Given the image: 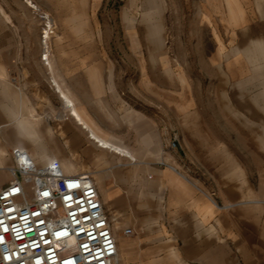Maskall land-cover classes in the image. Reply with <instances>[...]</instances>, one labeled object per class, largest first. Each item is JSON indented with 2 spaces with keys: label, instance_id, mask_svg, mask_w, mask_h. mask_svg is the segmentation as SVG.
<instances>
[{
  "label": "rangeland",
  "instance_id": "rangeland-1",
  "mask_svg": "<svg viewBox=\"0 0 264 264\" xmlns=\"http://www.w3.org/2000/svg\"><path fill=\"white\" fill-rule=\"evenodd\" d=\"M96 1L34 0L38 12L23 0H0V68L7 76L10 72L25 76L29 70L36 79L34 94L30 91L21 98L0 93V147L7 149L5 139L11 140L10 144L16 142L20 133H16L17 121L8 126H3V121L6 112L18 113L13 118L19 119L23 111L19 102L24 101L34 118H42L34 122L52 159L73 158L80 173L89 172L95 179L97 170L101 171L99 147L86 132L89 150L74 145L63 153L56 150L54 144L60 145L59 134L72 118L63 109L53 76L69 87L80 85L79 99L96 121L95 81L99 80L109 91L117 89L130 106L149 113L156 122L152 123L155 130L159 127L165 139L163 162L154 163L151 154L140 156L135 164L130 158H121L128 163L114 170L117 195L113 203L105 200L103 187L95 179L109 214L114 218L116 213L122 223L116 225L114 220L119 245L122 240L149 244L155 237L165 204L158 198V181L167 162L200 182L203 191L214 193L231 215V232L252 240L255 264H264V205L246 204L264 201V108L253 102L264 91V74L257 75L251 68L247 76L230 78L225 68L212 64L208 48L212 40L205 38L201 28L200 0H166L161 12L155 8L152 26H162L163 43H158L151 33L153 27L145 20L144 13L150 8L146 0L136 4L133 0H100L98 5ZM262 12L264 16V7ZM41 13H48L54 23L48 59L41 33L46 21ZM126 15L135 18L134 29ZM77 24L78 32L74 29ZM242 33L241 42L234 47L246 49L252 40L264 39V33L253 28ZM74 58L80 59L79 64L75 65ZM48 61L53 64L52 71ZM246 63L250 68L249 60ZM167 68L172 69V75L166 73ZM94 70L100 71V78H94ZM144 80L149 88L141 83ZM181 105L187 106L185 111ZM50 130L54 132L51 139ZM7 151L6 166H13V149ZM235 162L243 169L246 184L233 174ZM0 174L5 176L1 190L12 173L5 168ZM129 227L134 233L128 236L124 229ZM194 232L199 234V228Z\"/></svg>",
  "mask_w": 264,
  "mask_h": 264
},
{
  "label": "crops",
  "instance_id": "crops-1",
  "mask_svg": "<svg viewBox=\"0 0 264 264\" xmlns=\"http://www.w3.org/2000/svg\"><path fill=\"white\" fill-rule=\"evenodd\" d=\"M230 1L200 0L201 28L204 29L205 38L212 40V43L211 41L208 43V48H211L209 59L212 64L225 68L230 78L244 77L249 75L251 69V66L248 67L249 63H246L247 58L242 57V67L234 57L228 61L225 58L228 51L226 47L231 49L241 42L242 32L246 29L253 28L258 33H264L262 12L264 0L260 5L258 0H232L233 4L238 3L242 7V15L238 17L240 23H235L229 13ZM100 2L97 0L96 4ZM79 62V58L77 60L74 58L75 65ZM100 75L99 70H94V78H100ZM95 82L97 83L95 84L97 121L79 99L82 93L80 85L76 83L75 88H72L64 81L66 88L76 99L78 108L85 109L92 122L98 126V134L105 139L121 143L124 148H128L138 157L146 153L151 155L157 153V142L159 141L160 148L158 149H161L160 152L163 155L165 139L159 127L155 130L152 123L156 122L151 120L149 113L130 106L129 101L124 100L118 90L112 88L113 86L109 91L100 85L99 80ZM141 83L145 88H149L146 80ZM35 89L36 79L29 70L25 76H14L13 72H10L8 76L0 77V93L19 94L23 98V94L28 95L30 91L34 94ZM15 115L18 113L6 112L5 116L8 117L4 119L3 126L13 124L15 121L18 125V119L13 118ZM17 132H19L18 127ZM59 135L58 145H60L56 146L62 153L68 150L69 145H74L77 149L87 147L88 139L85 131L73 119L71 123L66 124ZM5 141L9 143L7 144L8 150L25 148L30 152L35 151L34 144L20 133L15 138V145L10 144L11 140L5 139ZM87 149L90 148L87 147ZM99 154L101 184L111 194V199H115L117 187L113 184L114 170L116 167L126 166L128 162H122L121 158L126 157L113 150L105 149L101 145H99ZM66 158L70 159L69 157L61 159ZM72 160L76 161L73 158ZM138 162H140L139 158L136 162L131 161L133 164ZM157 162L163 161L154 163ZM165 164L168 166L161 170L162 180L166 184L165 204L160 212L163 221L160 220L156 234L152 233L155 237L150 238L149 244H129L127 262H132V264H255L254 242L247 238H239L237 233L231 232L228 226L231 215L225 207L219 205L214 193L203 191L199 186L200 182L183 175L178 166L167 164V162ZM169 166L176 167L181 175L177 173L179 176L169 178L167 174L170 170ZM196 228H199V234L198 232L195 234Z\"/></svg>",
  "mask_w": 264,
  "mask_h": 264
},
{
  "label": "built area",
  "instance_id": "built-area-1",
  "mask_svg": "<svg viewBox=\"0 0 264 264\" xmlns=\"http://www.w3.org/2000/svg\"><path fill=\"white\" fill-rule=\"evenodd\" d=\"M40 16L48 59L54 23ZM12 156V178L0 190V264H122L115 219L91 173H69L58 160L40 164L22 148Z\"/></svg>",
  "mask_w": 264,
  "mask_h": 264
},
{
  "label": "bare ground",
  "instance_id": "bare-ground-1",
  "mask_svg": "<svg viewBox=\"0 0 264 264\" xmlns=\"http://www.w3.org/2000/svg\"><path fill=\"white\" fill-rule=\"evenodd\" d=\"M138 0H133V4H136ZM232 1V0H231ZM230 1V2H231ZM166 0H146L145 4H147L150 8L149 11H146L144 13L145 15V20L148 21L149 25L152 26V18H154L153 12L155 11V8L158 7L157 10H159L160 12L163 10V4H166ZM258 3L260 5V3H262V0H258ZM264 3V2H263ZM230 9H229V13H231L232 18L234 20L235 23H240L239 20V16L242 15V7L240 4L238 3H230ZM127 19L129 21L130 24V28L134 29L135 27V18L133 16L130 15H126ZM51 19V18H50ZM73 20H75V18H73ZM80 25L77 24V26L75 25L74 29L78 32L80 30ZM153 28L151 30V33L153 34V36L157 39L158 43H163V39H162V34H163V28L160 24L156 23L155 25L153 24L152 26ZM153 37V38H154ZM47 54L50 52L52 53V48H50V45L47 48ZM245 56L246 58H248L250 64H251V68L253 71H255L257 73V75L259 74H264L263 70H264V39L261 40H252L250 42V45L246 48V49H241V47L235 46L231 49V51L227 52L225 54V58L229 61L231 60V57H234L237 60V63L239 64V66L242 67V57ZM48 65H49V69H51V71L53 70V64H51L48 61ZM166 73L170 76L172 75V69L167 68L166 69ZM5 76L4 73V69L0 68V77ZM54 79V83L56 85L57 88V92L60 95L62 102H63V109H65L66 112H68L69 116L79 125L82 127V129L87 133L88 135V139H90V141L94 144L97 145L99 147V145H101V147H104L105 149H110L115 151L116 153H119L120 155H122L123 157H128L130 158L132 161L136 162L137 159L139 158L137 155L131 153V151L127 148H124L123 145H121V143L115 141V140H108L105 139L104 137H102L101 135L98 134V126L96 124H94L91 120V118L87 115V113L85 112V109L82 108H78L77 103H76V99L74 98V96H72V94H70L69 90L66 88L65 83L61 82L59 79H57L56 77L53 76ZM180 80L185 83V79L184 77H181ZM263 85H264V80H263ZM6 86V85H5ZM253 102H255V104L261 105L264 108V91L260 96H255L253 98ZM182 108H186L187 106L181 105ZM22 107V115L19 116L18 119V127H19V132L20 134H22L24 137H26L28 140H30L34 146H35V151L34 152H30L29 150L25 149L29 156H31L33 158V160L37 161L40 164H48L49 162H51L52 160V155H51V150L48 147L47 141L45 140V138H43L38 129H37V125H35L36 123L34 122V120L36 119V121H40L42 120V118H35L33 117V115H31V113H33L31 110H29V108L25 105L24 101H20L19 102V108ZM183 110L185 111L186 109ZM20 115V114H19ZM139 115V114H138ZM33 118V119H32ZM48 137L49 139H51L52 137H54V132L52 130H50L48 132ZM56 147V150H59V147L56 146V144H54ZM158 148H160V142H157ZM157 148V153L152 154V156L154 157L155 161H162L163 157L161 154V149ZM7 149L6 148H1L0 147V170H4L5 168L11 172L12 166H6L7 164ZM147 154V153H146ZM145 154V155H146ZM150 155V154H148ZM143 156V155H142ZM100 159V157H99ZM61 165L63 170L69 172V173H80L79 169L80 167H78V165L72 160V159H59V157H57V159ZM144 160V159H143ZM42 162V163H41ZM233 174H235L238 178L241 179L243 184H246V181L243 180L245 173L243 171V169L238 166V164L235 162L233 165ZM170 170L167 173L169 178H173L177 177L179 175H177V173L180 174V172L176 169V167L174 166H169ZM97 175L96 176V181L98 184L101 185L102 188V193L104 194V198L105 200H107V202L109 203H113L114 199H111V194L105 189V187L101 184V171L97 170ZM181 175V174H180ZM5 176L3 174H0V181L4 178ZM158 198H160L161 202L165 201V192H166V184L164 183L163 180H159L158 181ZM256 204V206L261 207L264 205V201H260V200H250V202H247L246 204ZM248 204V206H250ZM114 219L116 220V225H120L122 224L121 222L118 221V217L116 215V213L114 214ZM200 226V225H199ZM199 236V235H198ZM130 242L126 241V240H122L121 244H120V257L123 260V264H132V262L128 263L127 262V258L129 257V253H128V249H129V245Z\"/></svg>",
  "mask_w": 264,
  "mask_h": 264
}]
</instances>
